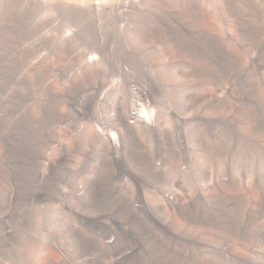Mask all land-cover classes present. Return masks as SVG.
<instances>
[{
    "label": "rangeland",
    "instance_id": "1",
    "mask_svg": "<svg viewBox=\"0 0 264 264\" xmlns=\"http://www.w3.org/2000/svg\"><path fill=\"white\" fill-rule=\"evenodd\" d=\"M99 1L0 0V264H264V0Z\"/></svg>",
    "mask_w": 264,
    "mask_h": 264
},
{
    "label": "bare ground",
    "instance_id": "2",
    "mask_svg": "<svg viewBox=\"0 0 264 264\" xmlns=\"http://www.w3.org/2000/svg\"><path fill=\"white\" fill-rule=\"evenodd\" d=\"M69 1H72V2H75L76 3V6H85L86 4L84 3L83 5H81L83 2H86V1H88L89 2V4L90 5H92V6H100L101 5V3H97V1H99V0H69ZM101 1H106V2H108L107 0H100L99 2H101ZM111 1V0H110ZM127 1H129V4H128V2H126L125 1V3H127L128 4V6H141V5H143L142 3L145 1V0H127ZM153 1V0H152ZM164 1H166V0H163V2ZM167 1H169V2H176V3H182V2H184V1H186V0H167ZM217 1H220V0H217ZM162 2V1H161ZM190 2V1H189ZM222 2V1H221ZM225 2V1H224ZM224 2H222V3H224ZM253 2H255L254 4L256 5V6H259V3L261 2V0H260V2H259V0H257V2H259V3H256V0H253ZM81 3V4H80ZM87 3V2H86ZM92 3V4H91ZM103 3H105V2H103ZM165 3V2H164ZM187 3V2H186ZM80 4V5H79ZM88 4V3H87ZM167 4V3H166ZM169 4V3H168ZM185 4V3H184ZM74 6V5H73ZM103 6V5H102ZM260 28V27H259ZM264 35V34H263ZM91 60V59H90ZM128 119H131L132 120V122H130V125L131 126H135V125H138V124H146L147 123V120H144L142 117H140L139 115H136V114H130L129 115V118Z\"/></svg>",
    "mask_w": 264,
    "mask_h": 264
}]
</instances>
